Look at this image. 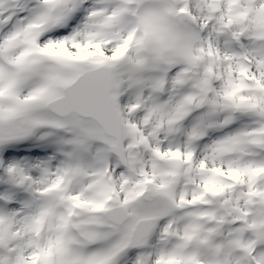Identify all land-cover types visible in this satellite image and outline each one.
Returning a JSON list of instances; mask_svg holds the SVG:
<instances>
[{"label": "snow or ice", "instance_id": "1", "mask_svg": "<svg viewBox=\"0 0 264 264\" xmlns=\"http://www.w3.org/2000/svg\"><path fill=\"white\" fill-rule=\"evenodd\" d=\"M0 264H264V0H0Z\"/></svg>", "mask_w": 264, "mask_h": 264}]
</instances>
